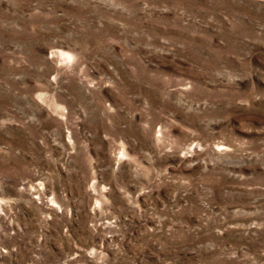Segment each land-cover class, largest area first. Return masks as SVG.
<instances>
[{
  "label": "rangeland",
  "instance_id": "374dc122",
  "mask_svg": "<svg viewBox=\"0 0 264 264\" xmlns=\"http://www.w3.org/2000/svg\"><path fill=\"white\" fill-rule=\"evenodd\" d=\"M0 264H264V0H0Z\"/></svg>",
  "mask_w": 264,
  "mask_h": 264
}]
</instances>
